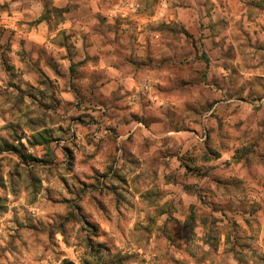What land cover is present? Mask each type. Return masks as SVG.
<instances>
[{
  "label": "clouds",
  "instance_id": "1",
  "mask_svg": "<svg viewBox=\"0 0 264 264\" xmlns=\"http://www.w3.org/2000/svg\"><path fill=\"white\" fill-rule=\"evenodd\" d=\"M0 13V264H264V0Z\"/></svg>",
  "mask_w": 264,
  "mask_h": 264
},
{
  "label": "rangeland",
  "instance_id": "2",
  "mask_svg": "<svg viewBox=\"0 0 264 264\" xmlns=\"http://www.w3.org/2000/svg\"><path fill=\"white\" fill-rule=\"evenodd\" d=\"M4 19H5L4 15L2 13H0V28L4 27ZM61 182H63V181H61ZM66 187H67V185H66ZM122 264H130V262H122Z\"/></svg>",
  "mask_w": 264,
  "mask_h": 264
}]
</instances>
